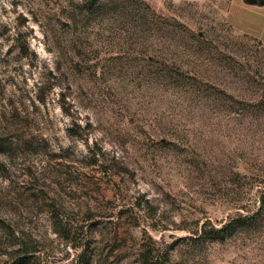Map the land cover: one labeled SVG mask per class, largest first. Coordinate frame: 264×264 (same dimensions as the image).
<instances>
[{
    "label": "rangeland",
    "instance_id": "obj_1",
    "mask_svg": "<svg viewBox=\"0 0 264 264\" xmlns=\"http://www.w3.org/2000/svg\"><path fill=\"white\" fill-rule=\"evenodd\" d=\"M144 260L264 264V0H0V264Z\"/></svg>",
    "mask_w": 264,
    "mask_h": 264
},
{
    "label": "trees",
    "instance_id": "obj_2",
    "mask_svg": "<svg viewBox=\"0 0 264 264\" xmlns=\"http://www.w3.org/2000/svg\"><path fill=\"white\" fill-rule=\"evenodd\" d=\"M220 234H223V231L220 232ZM146 256V255H145ZM168 259V258H166ZM148 262L146 260H144L143 264H147Z\"/></svg>",
    "mask_w": 264,
    "mask_h": 264
}]
</instances>
